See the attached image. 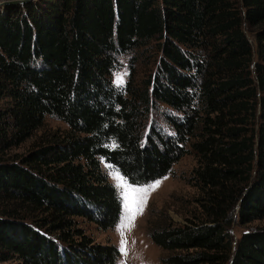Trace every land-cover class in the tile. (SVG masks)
I'll return each mask as SVG.
<instances>
[{
    "label": "trees",
    "instance_id": "trees-1",
    "mask_svg": "<svg viewBox=\"0 0 264 264\" xmlns=\"http://www.w3.org/2000/svg\"><path fill=\"white\" fill-rule=\"evenodd\" d=\"M152 42L150 75L115 83L119 55ZM47 115L68 127L13 154ZM190 151L195 207L149 217L163 264H264V225L233 230L264 218V0L0 6V264H117L83 225L120 218L102 163L141 184Z\"/></svg>",
    "mask_w": 264,
    "mask_h": 264
},
{
    "label": "rangeland",
    "instance_id": "rangeland-1",
    "mask_svg": "<svg viewBox=\"0 0 264 264\" xmlns=\"http://www.w3.org/2000/svg\"><path fill=\"white\" fill-rule=\"evenodd\" d=\"M249 36L253 38L252 33H249ZM155 55L154 42L145 49L140 47L132 52L120 54L118 67L113 72L115 83H117L118 79L121 77L125 83L132 75L137 79H142L150 75L155 69ZM164 107H166V105H162L151 113V118L157 119L162 126L166 124L162 114ZM67 127L68 124L64 120L47 115L44 123L38 127L32 135L25 139L24 142L13 148L12 153H24L33 146L36 141H41L42 138L48 137L54 131L64 130ZM196 163L197 155L194 151H190L182 156L174 164L172 170L164 176L146 183L138 184L130 182L128 178L112 164L103 162L102 165L108 173L109 180L116 187L117 180L115 179V175L117 171L127 180L128 187L123 189V191L117 187L122 198L120 218L114 227L108 229L98 228L96 223L91 221H85L83 225L98 241L113 242L117 244L120 249L122 239H126L127 251L125 253L120 250L117 264H163L162 257L165 254V250L153 240L148 229L151 209L153 207L164 208L175 220H185V216L189 214L190 209L195 207L192 198L198 192L197 188L189 182L192 168ZM156 184H158V186L154 189L150 187ZM137 188H148L149 190L147 193H141L134 191V189ZM125 196L129 197V199L133 197H146V202L142 206L141 213L136 216L134 227L130 230L125 229L122 236L121 232L118 231V225L121 223L127 211L123 203ZM258 225H264V218L253 220L244 225L235 224L233 230L239 235L247 228Z\"/></svg>",
    "mask_w": 264,
    "mask_h": 264
},
{
    "label": "snow or ice",
    "instance_id": "snow-or-ice-1",
    "mask_svg": "<svg viewBox=\"0 0 264 264\" xmlns=\"http://www.w3.org/2000/svg\"><path fill=\"white\" fill-rule=\"evenodd\" d=\"M117 83L122 85L124 83L123 78L122 77L119 78ZM115 179L117 180V187L119 189H121L122 191H123V189L128 187L126 178L121 176L118 171L115 175ZM157 186H158V184L152 185L150 187L154 189ZM148 190H149L148 188L134 189V191L141 192V193H147ZM145 202H146V197H140V198L133 197L131 199H129V197H127V196L124 197L123 203H124V206L127 209V211H126V214L124 215L121 223L118 225V231L121 232L122 236L124 234L125 229L130 230L132 227H134V222H135L136 216L141 213L142 206ZM126 245H127L126 239H122L121 249H120L122 252L126 253V251H127Z\"/></svg>",
    "mask_w": 264,
    "mask_h": 264
},
{
    "label": "water",
    "instance_id": "water-1",
    "mask_svg": "<svg viewBox=\"0 0 264 264\" xmlns=\"http://www.w3.org/2000/svg\"><path fill=\"white\" fill-rule=\"evenodd\" d=\"M31 0H0V6H5L7 4H13V3H25Z\"/></svg>",
    "mask_w": 264,
    "mask_h": 264
}]
</instances>
